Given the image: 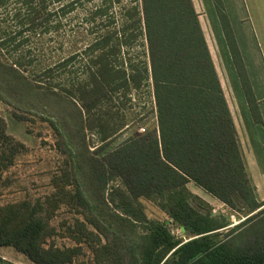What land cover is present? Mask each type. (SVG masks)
Listing matches in <instances>:
<instances>
[{
	"label": "trees",
	"instance_id": "16d2710c",
	"mask_svg": "<svg viewBox=\"0 0 264 264\" xmlns=\"http://www.w3.org/2000/svg\"><path fill=\"white\" fill-rule=\"evenodd\" d=\"M96 1L91 19L103 30L87 49L53 67H34L28 43L58 31V13ZM213 2L254 120L262 123L224 3ZM12 7L0 17V102L19 121L48 124L63 161L51 197L0 208V247H14L35 264H71L81 249L46 248L55 230L41 216L66 205L81 216L70 237L89 243L97 264H264V209L257 212L264 201L251 183L194 1L0 0V11ZM140 40L148 62L131 54ZM149 80L157 127L108 152L129 128L125 104ZM92 136L99 147L91 145ZM24 148L0 117V183ZM190 184L251 216L220 240L215 232L226 221L192 204L207 201ZM143 200L156 202L169 220H149ZM171 224L190 240L176 238Z\"/></svg>",
	"mask_w": 264,
	"mask_h": 264
},
{
	"label": "rangeland",
	"instance_id": "374dc122",
	"mask_svg": "<svg viewBox=\"0 0 264 264\" xmlns=\"http://www.w3.org/2000/svg\"><path fill=\"white\" fill-rule=\"evenodd\" d=\"M131 1L134 0H124V5H129ZM193 1L200 14V21L205 33L211 39L210 45L216 57L217 70L221 73L222 64L220 57L215 53L214 42L211 37V22H209L210 20L201 1ZM98 3L100 1L85 3L83 7H78L71 14L64 16L58 13L54 16L56 25L60 22L58 31H53L45 37L37 35L27 45L26 49L31 50V57L38 60V63L34 67H53L75 54H82L93 42L94 38L103 30L100 26V20L93 22L91 19V12ZM55 5L57 6V4ZM13 9L14 7L8 9V11L1 10L0 17L5 18L8 13L14 11ZM113 12L115 17L119 18L121 7L116 6ZM130 51H132L131 54L134 56V60L148 62L146 47L141 40L134 50ZM79 65L78 63L75 64V68L78 69ZM75 68L73 65L69 66V70ZM66 78L64 75L60 77L63 82H65ZM122 111L126 115L129 128L114 138V142L107 149L108 152L120 145L131 135L144 133L142 131L143 128L148 131L157 127V110L151 80L147 81L141 90L133 92L132 101L127 102L125 104V111ZM0 117L7 124V133L25 145L24 151L17 156L14 165L1 173L0 208L7 204L25 201L35 203L38 200L44 201L48 199L55 190L52 185V178L58 173L63 161V155L56 150L55 143L57 139L52 129L48 124L41 122L39 119L29 121L17 120L11 108L2 102H0ZM91 139L93 148H97L102 144L96 136H92ZM189 187L192 190L195 189L193 184H190ZM191 202L204 213H211L214 217L224 218L226 227L215 232L222 241L228 239L227 235L251 216L239 213L220 202H214V204H211L209 201L205 203L203 200H192ZM142 205L149 220L160 222L169 220V216L159 208L156 202L143 200ZM262 209L264 207L257 212ZM46 210H48V206L45 207ZM41 216L55 230L53 237L46 240V248L55 246L65 250L66 248L78 247L81 249V253L74 258L71 264H97L94 248L87 242L77 243L70 237V225L77 218H81L74 209L62 205L53 212L50 209V217L47 216V212H43ZM170 229L175 237L183 239V242L190 240V237L184 234L177 225L171 224ZM105 243L108 244L109 240L105 241L103 239V244ZM0 264L35 263L14 247L4 246L0 247Z\"/></svg>",
	"mask_w": 264,
	"mask_h": 264
},
{
	"label": "crops",
	"instance_id": "0c3cea01",
	"mask_svg": "<svg viewBox=\"0 0 264 264\" xmlns=\"http://www.w3.org/2000/svg\"><path fill=\"white\" fill-rule=\"evenodd\" d=\"M200 1L211 22V37L215 53L222 64L221 73L217 70L211 39L201 25L236 126L250 180L258 200L264 201V0H222L258 103L262 123L255 122L250 110L213 0ZM192 192L211 204L220 202L197 187Z\"/></svg>",
	"mask_w": 264,
	"mask_h": 264
},
{
	"label": "built area",
	"instance_id": "2783aa9c",
	"mask_svg": "<svg viewBox=\"0 0 264 264\" xmlns=\"http://www.w3.org/2000/svg\"><path fill=\"white\" fill-rule=\"evenodd\" d=\"M142 131L145 132V129L143 128Z\"/></svg>",
	"mask_w": 264,
	"mask_h": 264
}]
</instances>
